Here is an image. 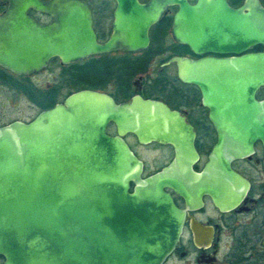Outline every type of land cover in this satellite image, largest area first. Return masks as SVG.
Segmentation results:
<instances>
[{"label": "water", "instance_id": "1", "mask_svg": "<svg viewBox=\"0 0 264 264\" xmlns=\"http://www.w3.org/2000/svg\"><path fill=\"white\" fill-rule=\"evenodd\" d=\"M176 4L175 37L205 56L186 65L218 134L212 159L195 170V131L165 103L133 96L117 103L104 92L80 89L30 121L0 125V264H162L178 245L184 212L168 189L187 202L209 195L232 206L239 176L231 158L264 138V5L243 0H117L113 34L98 43L84 0H10L0 16V66L26 74L59 56L64 63L90 54L148 43L147 31ZM33 8L51 16L38 25ZM114 125V134L107 131ZM139 143L172 145L174 158L143 176V161L124 135ZM264 245V239L261 243Z\"/></svg>", "mask_w": 264, "mask_h": 264}, {"label": "flooded vegetation", "instance_id": "2", "mask_svg": "<svg viewBox=\"0 0 264 264\" xmlns=\"http://www.w3.org/2000/svg\"><path fill=\"white\" fill-rule=\"evenodd\" d=\"M84 1L91 11L97 42H106L113 34L117 0ZM137 1L140 4L150 2ZM227 1L233 7L243 2ZM9 5L10 0H0V16ZM177 11L176 4L164 8L149 27L148 43L142 49L118 48L67 63L59 56H52L45 66L26 74H17L0 66V84L23 95L38 112L85 88L104 92L117 103L129 101L135 95L159 100L182 114L192 125L199 155L195 170L201 171L212 159L218 134L208 117V108L202 103L200 88L184 80L182 75L191 61L231 54L197 53L179 41L174 34ZM27 15L38 25H45L52 19L47 13L33 8L27 10ZM246 52H264V45L250 46ZM255 98L264 99V84L256 90ZM107 131L114 134L113 123L108 124ZM123 138L143 161V176L154 173L174 158L172 145L141 144L131 133ZM155 151H159L158 156L163 161L146 174V154L149 157ZM229 167L240 179L234 183L237 199L232 206L217 205L207 194L202 195L200 201L187 202L173 189H168L175 205L183 210L184 221L178 245L162 264H264V245L261 244L264 239V138L254 140L251 153L231 158Z\"/></svg>", "mask_w": 264, "mask_h": 264}, {"label": "rangeland", "instance_id": "3", "mask_svg": "<svg viewBox=\"0 0 264 264\" xmlns=\"http://www.w3.org/2000/svg\"><path fill=\"white\" fill-rule=\"evenodd\" d=\"M37 112L38 109L29 104L23 95L13 92L0 84V125L7 124L14 119L28 121ZM158 155L159 151L153 152V155L149 157L146 154V174L153 171L162 163L163 160Z\"/></svg>", "mask_w": 264, "mask_h": 264}, {"label": "trees", "instance_id": "4", "mask_svg": "<svg viewBox=\"0 0 264 264\" xmlns=\"http://www.w3.org/2000/svg\"><path fill=\"white\" fill-rule=\"evenodd\" d=\"M262 2L264 3V0H262Z\"/></svg>", "mask_w": 264, "mask_h": 264}]
</instances>
